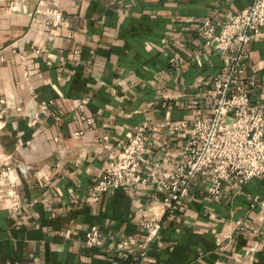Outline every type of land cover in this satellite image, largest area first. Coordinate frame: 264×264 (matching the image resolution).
Listing matches in <instances>:
<instances>
[{
  "label": "crops",
  "instance_id": "obj_1",
  "mask_svg": "<svg viewBox=\"0 0 264 264\" xmlns=\"http://www.w3.org/2000/svg\"><path fill=\"white\" fill-rule=\"evenodd\" d=\"M10 1L0 0V99L7 102L0 161L10 164L22 208L15 216L0 209V264H129L107 245L132 237L140 248L147 236L141 224L154 221L160 229L139 264H264V209L257 202L264 201V178L225 182L212 200L210 172L203 170L170 219L161 188L152 184L171 173L168 161L184 160L193 122L210 114L205 94L225 70L198 27L204 20L224 24L251 0H42L61 12L67 31L34 17L39 0H14L16 13ZM246 52L242 82L264 115V38H254ZM50 100L28 125L39 103ZM81 114L94 119L90 129ZM144 121L157 127L140 154L150 185L89 199L118 145ZM92 226L101 248L84 244Z\"/></svg>",
  "mask_w": 264,
  "mask_h": 264
},
{
  "label": "built area",
  "instance_id": "obj_2",
  "mask_svg": "<svg viewBox=\"0 0 264 264\" xmlns=\"http://www.w3.org/2000/svg\"><path fill=\"white\" fill-rule=\"evenodd\" d=\"M8 9L14 13L20 11L14 0L9 2ZM33 15L41 18L45 26L60 27L66 31L69 29V23L61 12L45 5L42 0L37 2ZM198 30L204 46L222 56L225 70L222 75L212 79L211 88L205 94L204 101L210 107V114L193 122L190 137L183 149L184 160L179 163L168 161L166 165L171 173L167 178L152 183L162 190L161 205L164 215L169 219L181 211L190 194L192 181L203 170L210 172L206 193L212 200L220 198L221 187L225 182L242 185L252 179L264 178V115L251 104L249 90L242 82L246 46L254 38H264V0H251L246 9L231 14L224 24L204 20ZM74 37V33L67 32V38ZM73 56L78 59L79 50L75 49ZM170 62L177 64L178 56H174ZM52 104L51 100L40 102L39 111L29 118L28 125L34 126L40 112L48 110ZM6 109L7 102L0 99V130L5 127ZM78 110L83 111V103L78 106ZM53 118L59 121L57 115H53ZM80 120L85 123L87 130L94 125V119L83 114ZM156 131V126L144 121L118 145L116 158L109 162L99 180L90 186L89 199L99 201L111 189H139L150 185V181L140 171V154L148 135ZM82 133L78 131L74 135ZM10 172V164L2 158L0 209L9 210L15 216L20 212L22 202ZM257 202L264 209V201ZM141 225L147 230V236L140 248H137V241L132 237L118 243H109L106 248L117 257H128L129 264H139L160 229V223L156 221ZM84 244L89 248L102 247L97 227L92 226L85 233ZM246 258L249 262L253 260L252 256ZM234 261L242 264V258Z\"/></svg>",
  "mask_w": 264,
  "mask_h": 264
}]
</instances>
